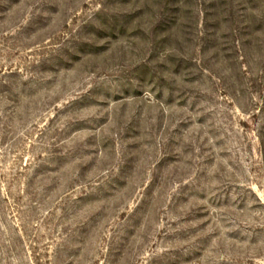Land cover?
Instances as JSON below:
<instances>
[{
    "label": "rangeland",
    "instance_id": "1",
    "mask_svg": "<svg viewBox=\"0 0 264 264\" xmlns=\"http://www.w3.org/2000/svg\"><path fill=\"white\" fill-rule=\"evenodd\" d=\"M0 264H264V0H0Z\"/></svg>",
    "mask_w": 264,
    "mask_h": 264
}]
</instances>
